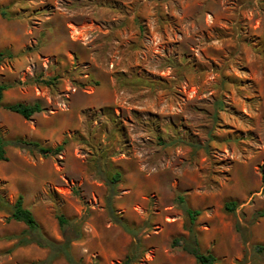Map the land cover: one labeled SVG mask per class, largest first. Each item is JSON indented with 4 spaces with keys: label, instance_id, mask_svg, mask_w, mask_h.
I'll use <instances>...</instances> for the list:
<instances>
[{
    "label": "rangeland",
    "instance_id": "1",
    "mask_svg": "<svg viewBox=\"0 0 264 264\" xmlns=\"http://www.w3.org/2000/svg\"><path fill=\"white\" fill-rule=\"evenodd\" d=\"M2 50V103L41 111L1 108L0 136L66 144L46 156L6 147L0 264L47 253L16 245L26 229L7 219L17 195L56 242V215L70 221L80 264H122L136 241L130 264H195L171 246L187 233L178 196L199 212L198 245L215 264H264L251 254L264 244V217L253 218L264 208V0H0ZM53 76L55 87L37 82ZM108 195L135 236L107 216Z\"/></svg>",
    "mask_w": 264,
    "mask_h": 264
},
{
    "label": "trees",
    "instance_id": "2",
    "mask_svg": "<svg viewBox=\"0 0 264 264\" xmlns=\"http://www.w3.org/2000/svg\"><path fill=\"white\" fill-rule=\"evenodd\" d=\"M3 58H11L10 52L7 50L0 51V61ZM58 81V77H47V78H37V82L48 86L50 88L55 87ZM8 86L6 84L0 83V109L3 108L11 113L17 114L24 119L30 118L33 114L41 111V107L34 104H23L20 102L12 103L4 105L2 103V94L3 91ZM66 141H62L59 145H57L53 149L41 147L38 143L32 141H26L23 139H4L0 136V161L6 160V147L14 146L25 148L29 150H34L37 153L46 156L48 154L55 155L60 152ZM193 149L200 148L199 145L187 143ZM205 150V148H203ZM120 174L118 172H113L106 178V183L108 189L111 192L113 191L114 185L119 180ZM177 201L182 205L183 211L187 216L188 224L186 225V236H178L172 239L171 246L179 247L184 253L193 257L195 264H215L217 258L210 252H203L200 250L198 245L197 233L195 232L193 226L195 219L199 212L197 210H193L185 205L183 199L178 196ZM236 203L234 201L226 202L224 204V209L226 211H233ZM106 213L107 216L111 219V221L119 226L126 233L135 236L137 230L131 226H128L125 222L119 218L111 205L110 195L106 198ZM264 217V208L255 212L253 218ZM8 220H14L17 222H21L25 225L26 229L23 231V236H20L16 242V245H26L33 243L42 249H46V256L38 261H31L25 264H52L58 258H63L67 264H80L79 260H76L70 251V242L71 240L64 234L65 229L70 226V221L65 218L61 213L56 215V220L60 231L63 233V240L60 242H56L46 235H44L35 220L33 214L29 209L23 206V199L21 195H17L13 203L9 207V216ZM79 237V235L77 234ZM137 241L134 242L133 248L129 254L124 257L122 264H130L135 261L136 250L138 249ZM251 254L256 259L260 258L264 260V244H255L251 247Z\"/></svg>",
    "mask_w": 264,
    "mask_h": 264
}]
</instances>
